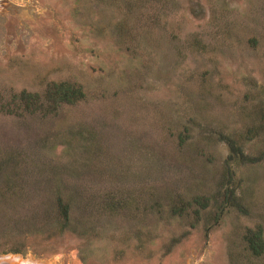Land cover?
Segmentation results:
<instances>
[{
  "label": "rangeland",
  "instance_id": "374dc122",
  "mask_svg": "<svg viewBox=\"0 0 264 264\" xmlns=\"http://www.w3.org/2000/svg\"><path fill=\"white\" fill-rule=\"evenodd\" d=\"M59 80L84 97L0 112V248L3 232L27 245L0 264H264L242 241L264 235V130L240 139L243 163L222 138L264 108V0H0L2 97ZM225 189L236 203L212 223ZM176 193L209 205L150 207ZM58 196L91 235L56 232ZM99 198L123 209L98 215Z\"/></svg>",
  "mask_w": 264,
  "mask_h": 264
},
{
  "label": "trees",
  "instance_id": "16d2710c",
  "mask_svg": "<svg viewBox=\"0 0 264 264\" xmlns=\"http://www.w3.org/2000/svg\"><path fill=\"white\" fill-rule=\"evenodd\" d=\"M84 97V90L79 83L59 80V81H49L40 91H30L21 88L17 91H11L8 93L7 97H2L0 94V112L12 113V114H23V113H33L37 112L40 114L53 113L56 109L63 103H73ZM260 114V116H258ZM249 124L245 125L242 130L234 131L232 134H223L222 138L226 141L228 146V152L226 156L227 163H243L244 161L253 160V156H246L242 152V141L240 139L246 140L250 139L264 130V108L263 109H253L252 114H247ZM183 135L178 134L179 144L183 141ZM100 199V198H99ZM132 202L127 200L126 202ZM110 200L100 199L97 204L96 212L98 215L107 212L108 214H114L118 209H123L124 203H122L121 198L115 199V205H109ZM159 200H154L150 207L154 208L155 212L160 214V210L163 209V214L166 216L178 215L181 216L188 211H191L195 215V220L198 219L199 211L206 209L209 205V200L205 195L192 194L189 197L180 196L177 193L172 197H169L164 206L160 205ZM235 197H233L232 191L230 189L224 190L222 201L218 202L213 210L212 223H215L220 217L223 209L228 205H235ZM113 206V207H112ZM163 206V208L161 207ZM70 205L68 200H62L59 196L57 197L55 225L54 228L56 232L62 233L64 230L70 229L71 231L86 237L91 235L90 229L88 227L83 228V230L78 229L81 226H85L86 219L82 213L80 218L75 222L76 225L71 221L70 216ZM195 222H190L189 225L194 226ZM208 226L205 227V231L208 230ZM88 229V230H87ZM4 236L5 246H2L0 250L3 251H23L26 248V243L21 241L15 234L11 232H3L1 234ZM10 236V237H9ZM175 241V238H170L162 242L159 255L167 254L170 251V245ZM242 241L244 243L245 250L254 257H259L264 261V235L262 234V228L259 224L253 227H246L242 233ZM142 245V241L139 242ZM137 248V246H136Z\"/></svg>",
  "mask_w": 264,
  "mask_h": 264
},
{
  "label": "bare ground",
  "instance_id": "6f19581e",
  "mask_svg": "<svg viewBox=\"0 0 264 264\" xmlns=\"http://www.w3.org/2000/svg\"><path fill=\"white\" fill-rule=\"evenodd\" d=\"M23 264H31V263H29V261H28V262H24Z\"/></svg>",
  "mask_w": 264,
  "mask_h": 264
}]
</instances>
